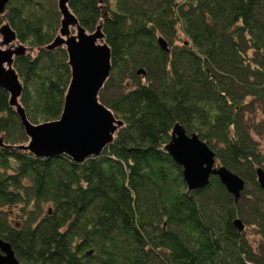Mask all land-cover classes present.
I'll return each instance as SVG.
<instances>
[{
	"label": "trees",
	"instance_id": "trees-1",
	"mask_svg": "<svg viewBox=\"0 0 264 264\" xmlns=\"http://www.w3.org/2000/svg\"><path fill=\"white\" fill-rule=\"evenodd\" d=\"M69 5L88 31L103 24L112 56L99 98L124 125L82 162L0 147V238L19 264H264V0ZM5 21L32 49L15 60L27 117L59 118L71 67L65 47L47 48L61 25L57 0H8ZM176 122L245 180L237 201L214 174L188 188L165 148ZM0 132L6 143L28 141L2 87Z\"/></svg>",
	"mask_w": 264,
	"mask_h": 264
},
{
	"label": "water",
	"instance_id": "water-1",
	"mask_svg": "<svg viewBox=\"0 0 264 264\" xmlns=\"http://www.w3.org/2000/svg\"><path fill=\"white\" fill-rule=\"evenodd\" d=\"M8 0H0V12L5 11ZM70 0H57L61 25L48 49L65 47L71 67V79L65 93L63 110L59 118L40 123L32 122L20 102L23 82L15 68L17 57L32 49L22 43L8 21L0 25V87L9 94V103L15 108L24 125L28 141L6 143L0 134V147H13L32 152L36 156L50 157L66 154L76 162L98 155L113 141L124 121L101 102L99 92L111 72V48L105 41L103 24L94 31L81 25L70 8ZM71 26H76L72 32ZM158 44L169 51L167 40L159 36ZM144 72L139 69L138 73ZM169 154L182 166L189 189L208 184L211 175H217L237 201L245 187V180L227 166L218 162L215 151L196 133H188L176 122L171 139L165 146ZM258 182L264 188V169L257 168ZM239 230L244 228L236 220ZM0 264H19L9 242L0 238ZM149 264H155L153 262Z\"/></svg>",
	"mask_w": 264,
	"mask_h": 264
},
{
	"label": "rangeland",
	"instance_id": "rangeland-1",
	"mask_svg": "<svg viewBox=\"0 0 264 264\" xmlns=\"http://www.w3.org/2000/svg\"><path fill=\"white\" fill-rule=\"evenodd\" d=\"M0 39H1V34H0ZM0 134H2L0 132ZM256 138L259 140L262 150L264 152V135H256ZM9 213H10V218L14 221L17 222V220L21 219V214H23V212L21 211V207L20 206H11L8 208ZM247 231V235L249 237L250 240H252V242L254 244H258L260 242V237L259 235L256 234L254 229L251 228H246Z\"/></svg>",
	"mask_w": 264,
	"mask_h": 264
},
{
	"label": "bare ground",
	"instance_id": "bare-ground-1",
	"mask_svg": "<svg viewBox=\"0 0 264 264\" xmlns=\"http://www.w3.org/2000/svg\"><path fill=\"white\" fill-rule=\"evenodd\" d=\"M70 28H71L72 32H74L76 30V26H71Z\"/></svg>",
	"mask_w": 264,
	"mask_h": 264
},
{
	"label": "flooded vegetation",
	"instance_id": "flooded-vegetation-1",
	"mask_svg": "<svg viewBox=\"0 0 264 264\" xmlns=\"http://www.w3.org/2000/svg\"><path fill=\"white\" fill-rule=\"evenodd\" d=\"M2 240H4V241H7V240H5V239H3V238H1ZM0 251H1V249H0Z\"/></svg>",
	"mask_w": 264,
	"mask_h": 264
}]
</instances>
